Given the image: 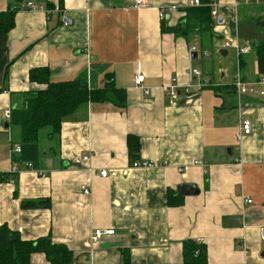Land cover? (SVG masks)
I'll list each match as a JSON object with an SVG mask.
<instances>
[{
	"label": "crops",
	"instance_id": "obj_1",
	"mask_svg": "<svg viewBox=\"0 0 264 264\" xmlns=\"http://www.w3.org/2000/svg\"><path fill=\"white\" fill-rule=\"evenodd\" d=\"M189 1L146 0L135 9V0H0V14L19 8L14 28L0 33V174L11 172L21 132L3 111L23 109L29 94L47 88L32 81V70L48 68L52 82L79 80L90 89L112 80L127 96L124 109L90 102L60 134L41 131L36 169L45 177L33 170L0 181V226L23 240L66 245L72 264H124V252L130 264H183L189 241L206 248L207 264H264V98L234 88L239 75L261 78L253 43L264 39V3L235 8V0H217L219 38L201 46L196 36L162 31L163 23H180ZM227 41L250 51L238 57ZM195 69L207 82L201 89ZM139 73L149 94L134 83ZM174 79L177 98L163 89ZM186 86L194 91L186 95ZM244 119L252 133L240 137ZM129 135L140 140L137 162L155 167L132 166ZM182 184L199 194L180 196ZM169 194L182 204L169 205ZM42 200L46 206L22 208ZM97 229L115 235L93 242ZM31 264L50 263L36 253Z\"/></svg>",
	"mask_w": 264,
	"mask_h": 264
},
{
	"label": "trees",
	"instance_id": "obj_2",
	"mask_svg": "<svg viewBox=\"0 0 264 264\" xmlns=\"http://www.w3.org/2000/svg\"><path fill=\"white\" fill-rule=\"evenodd\" d=\"M200 1L202 6L185 9L186 15L177 26L166 27L163 23L162 31L196 36L201 46L207 45L212 38H219L214 32L215 21L211 14V0ZM18 9L10 5L6 12L0 14V33H7L14 28ZM262 22H264L262 19L258 20L259 25ZM253 49L257 56L258 72L264 78V39L253 43ZM50 76L51 71L48 68L31 71L32 81L45 84L47 88L29 94L25 99V107L12 111L9 121L11 125L21 128L19 146L22 152L13 155V162L20 164L31 162L35 169L40 154L41 131L49 130L50 137L60 134L62 122L90 102H109L120 109H124L127 105L125 91L116 88L112 80L106 82L103 88L90 89L85 82L79 80L54 83ZM127 144L129 156L135 163L141 149L140 140L137 136L129 135ZM17 176V173L11 172L0 174V181L15 182ZM180 199L179 195L169 194L168 203L171 206H178L182 204ZM44 202L45 204H42ZM41 204L46 206L47 201L23 202L22 208H36L42 206ZM36 253L44 254L50 264H72L74 257L73 252L66 245L54 243L50 237L27 241L7 225L0 226V264H31L32 255ZM183 256V264H207L208 261L206 248L192 241L185 243ZM123 259L124 264H130L128 252L123 253Z\"/></svg>",
	"mask_w": 264,
	"mask_h": 264
},
{
	"label": "built area",
	"instance_id": "obj_3",
	"mask_svg": "<svg viewBox=\"0 0 264 264\" xmlns=\"http://www.w3.org/2000/svg\"><path fill=\"white\" fill-rule=\"evenodd\" d=\"M264 0H235L234 3V7L238 8L239 6H241L242 4L245 5H252V4H263ZM146 4V0H135V4H134V8L135 9H140L142 8L144 5ZM29 7H33L31 3L27 4ZM202 6V3L200 0H190L187 7H199ZM210 6L212 8L211 14L213 19L218 20V12L217 10H215V8L218 6L217 4V0H211L210 2ZM172 9H176V6L171 7ZM167 12V8H162L160 15L162 20H164L165 15ZM220 21V20H218ZM264 21V18H263ZM224 48L229 49L232 48L235 50L236 54L238 55V57H241L242 55L248 53L250 51V49L248 47H244L242 48L238 42H225L224 43ZM193 51H199L197 48H194ZM205 57L209 56L210 54L205 51L202 53ZM193 76L197 79V83L194 85L196 87H198L199 89H201L203 86H205L207 84V82L204 80L202 72L195 69L192 72ZM145 75L144 74H137L135 76L134 79V83L136 85V87L138 88H142L144 89L146 94H149V90L146 89L144 87V82H145ZM194 86H186L184 88V93L186 95L191 94L194 91ZM234 87L236 88V91L239 95L241 96H251V97H263L264 98V78L261 77L259 80L254 81V82H247L245 81L240 75L237 77V79L234 82ZM166 93L169 94V96H171L172 98H177L178 96L181 95V92L178 90L179 86H178V80L174 79L172 80V82L169 85L164 86L163 88ZM3 116L5 117V119L7 121L11 120L12 117V111L11 109H6L3 111ZM252 133V123L250 120H242L240 123V134L239 136H243V135H250ZM11 154L13 155H18L22 152V149L19 145H14L11 148ZM87 160V158H86ZM133 167L135 168H151V167H155L156 164L152 163V162H135L133 165ZM36 171L38 172L42 177H45V173L41 170H36L34 168V165L31 162H26L24 164H20V163H15L12 162V168H11V173H17L20 174V172L22 173L23 171ZM101 175L103 177H107L108 172L103 170L101 172ZM82 193L84 195H90L91 194V190L88 186H83L82 188ZM253 201L251 199H247L246 203L247 204H251ZM115 235V230L110 229V230H102V229H97L93 232L92 234V241L93 242H97L99 240H101L104 237H111ZM262 241L264 242V230H262Z\"/></svg>",
	"mask_w": 264,
	"mask_h": 264
},
{
	"label": "water",
	"instance_id": "obj_4",
	"mask_svg": "<svg viewBox=\"0 0 264 264\" xmlns=\"http://www.w3.org/2000/svg\"><path fill=\"white\" fill-rule=\"evenodd\" d=\"M263 1V0H262ZM64 22L71 24V21L67 18L64 19ZM221 22V20H220ZM261 25L264 27V22L261 23ZM198 55L197 51H194L192 56L196 57ZM178 194L180 196H192V195H198L199 190L196 185H188V184H182L178 187ZM264 256V253H263Z\"/></svg>",
	"mask_w": 264,
	"mask_h": 264
}]
</instances>
